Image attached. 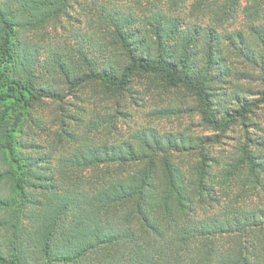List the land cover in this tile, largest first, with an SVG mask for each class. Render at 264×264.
Wrapping results in <instances>:
<instances>
[{"label": "trees", "instance_id": "trees-1", "mask_svg": "<svg viewBox=\"0 0 264 264\" xmlns=\"http://www.w3.org/2000/svg\"><path fill=\"white\" fill-rule=\"evenodd\" d=\"M73 1L0 0V264H264V139L248 130L264 106V0H92L96 46L48 49L51 80L37 78L23 33ZM85 87L111 112L74 128L61 114L46 148L27 142L26 115ZM161 94L193 103L209 134L146 126L119 141L123 103ZM176 103L150 115L185 113ZM103 132L116 142L93 140Z\"/></svg>", "mask_w": 264, "mask_h": 264}, {"label": "rangeland", "instance_id": "rangeland-1", "mask_svg": "<svg viewBox=\"0 0 264 264\" xmlns=\"http://www.w3.org/2000/svg\"><path fill=\"white\" fill-rule=\"evenodd\" d=\"M76 1V0H75ZM73 1V5L75 4ZM80 5L75 4L73 9L69 10L70 17H61L58 19L54 25L50 24L44 31H38L37 34L31 32H24L23 36L26 38L36 50V62L34 73L38 77H42L44 80H49L50 76L45 72L42 67L43 62L51 56L48 49L53 51H65L66 48L70 49L74 47L75 49L82 48L84 50L92 51V47L96 46V40H98V35L95 29L89 26L87 19L90 17L88 15L85 18L86 7L93 8L92 0H77ZM98 3L105 2L106 0H97ZM119 4L126 3L125 0H115ZM51 80V79H50ZM39 83V80H36ZM240 86L243 90H257L261 88L258 83L253 81H239ZM62 95L65 91H61ZM256 97H248L252 100ZM176 99L170 98V96H147L144 98H139L135 100H126L123 103L121 111L124 116L118 115L116 119L117 131L120 136H118L119 141L127 139L130 132L134 129L141 127H152L155 128L160 133L171 132V133H184L187 135H208V131L200 124V120L197 115L192 111L193 103L187 102L186 99L174 101ZM170 102H177L179 106L181 105L185 113L177 116L157 118L151 116L150 113L156 110L158 107L167 105ZM111 112L109 107H107L98 97H96L90 87L82 88L71 95L65 97L62 103L52 102L49 100L42 101L37 105L32 111L30 116H25L27 121L20 122V129L26 132L28 136L27 142L40 143L45 148L47 147V140L54 137V133L59 131L58 128V116L61 114L64 116H69L75 121L66 120L68 124L72 125L73 128L79 120H88L92 117L100 116ZM18 112L13 113L11 116V122L14 121ZM152 114V113H151ZM22 118V117H21ZM249 132L253 138H256L259 142L264 139V106L260 109L255 110L250 116ZM24 121V122H23ZM37 125V126H36ZM79 128H76L78 131ZM19 131V130H18ZM17 138L22 139V135L16 133ZM115 135L113 134H103L99 133L96 137L100 140H108L109 142H116ZM24 138V137H23ZM242 139V131L240 126H236L235 130H230L221 139V143L215 146L212 150V156L221 161V158H225L229 155L230 151L234 147L235 143ZM215 169L219 168L218 164H214Z\"/></svg>", "mask_w": 264, "mask_h": 264}]
</instances>
